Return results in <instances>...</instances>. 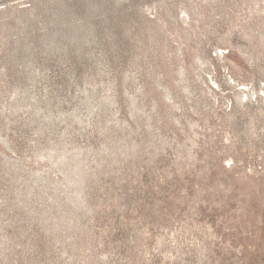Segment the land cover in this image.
I'll list each match as a JSON object with an SVG mask.
<instances>
[{
  "label": "rangeland",
  "instance_id": "1",
  "mask_svg": "<svg viewBox=\"0 0 264 264\" xmlns=\"http://www.w3.org/2000/svg\"><path fill=\"white\" fill-rule=\"evenodd\" d=\"M0 264H264V0H0Z\"/></svg>",
  "mask_w": 264,
  "mask_h": 264
}]
</instances>
